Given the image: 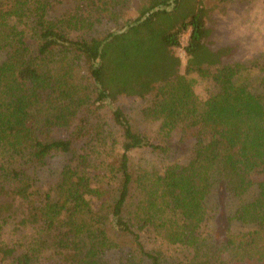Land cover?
I'll return each mask as SVG.
<instances>
[{"label":"trees","instance_id":"obj_1","mask_svg":"<svg viewBox=\"0 0 264 264\" xmlns=\"http://www.w3.org/2000/svg\"><path fill=\"white\" fill-rule=\"evenodd\" d=\"M207 2L0 0V264H264V54L211 46ZM149 96L137 121L120 104Z\"/></svg>","mask_w":264,"mask_h":264},{"label":"rangeland","instance_id":"obj_2","mask_svg":"<svg viewBox=\"0 0 264 264\" xmlns=\"http://www.w3.org/2000/svg\"><path fill=\"white\" fill-rule=\"evenodd\" d=\"M145 0H124L123 16L125 18H133L137 15V7ZM209 1V0H207ZM213 10H211V46L219 47L229 45L235 47V52L230 58L232 61H244L253 57H258L264 54V0H210L207 2ZM75 2H62L59 8V13L65 10L73 11ZM120 8V7H119ZM64 9L63 11H61ZM122 20L116 23L107 24V28L118 29L122 27ZM6 32V26L0 22V35ZM189 31H186L181 37L180 47L175 49V53L181 59V73L184 70L186 55L184 46L187 44ZM194 91L198 97L203 100L207 95V85L199 80L194 86ZM150 96L145 99L121 98L120 104L136 121L139 117V111L148 104ZM158 122L151 124L148 127L156 128ZM112 148L114 154L118 155L121 152L122 139L116 135L112 139ZM106 143L102 137L97 136L91 140L88 145L76 147L71 155L70 163L77 166L79 170H84L92 173H103L101 158L106 151ZM174 152L173 157L184 159L189 153V145L182 142L178 136L174 134L170 142ZM69 158V157H67ZM63 157L61 162H55L59 166L64 164ZM69 164V161H68ZM12 225L7 222L0 231V242L10 244L12 242ZM174 258L181 259L180 253H172ZM170 255V256H173ZM178 255V257L176 256ZM159 264H173L171 260L161 259ZM142 264H152L145 262Z\"/></svg>","mask_w":264,"mask_h":264}]
</instances>
